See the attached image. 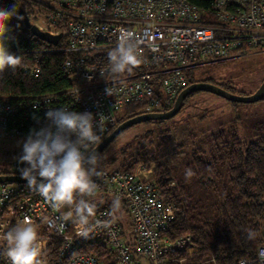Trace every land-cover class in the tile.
I'll return each mask as SVG.
<instances>
[{"label":"built area","instance_id":"2783aa9c","mask_svg":"<svg viewBox=\"0 0 264 264\" xmlns=\"http://www.w3.org/2000/svg\"><path fill=\"white\" fill-rule=\"evenodd\" d=\"M39 1L49 12L34 24L51 35L61 34L53 45L65 52L60 66L71 84L33 96H0V136L7 138H27L33 128L48 123V108H67L90 111L96 120L103 113V140L117 125L125 103L142 102L144 112L160 111L186 87L189 70L264 50V0H208L207 7L192 0ZM122 31L132 34L141 63L131 72L115 74L101 54L117 46ZM24 70L39 73L37 64ZM155 161L142 156L132 168L100 167L102 176L93 178L98 184L93 224L99 220L108 227H96L87 239L78 237L70 222L58 229L49 227L60 212H54L26 181L0 183V264H10L3 254L8 247L3 237L25 218L38 230L43 264H50L47 252L53 240L67 264H104L94 253L77 252L85 242L104 241L115 264H145L142 257L150 264H186L200 248L190 235H168L179 206L165 199L158 186ZM25 166L15 161L10 169L20 174ZM117 196L126 210L129 231L124 218L108 205ZM260 248L264 243L257 251ZM256 260L257 252L254 259L242 258L238 264ZM210 263L214 264L213 257L204 264Z\"/></svg>","mask_w":264,"mask_h":264},{"label":"trees","instance_id":"16d2710c","mask_svg":"<svg viewBox=\"0 0 264 264\" xmlns=\"http://www.w3.org/2000/svg\"><path fill=\"white\" fill-rule=\"evenodd\" d=\"M192 1L200 6H209L208 0ZM14 3L21 7L31 22L49 12L39 0H0V7L8 8ZM17 23L15 18L9 22L11 30L6 44L10 52L21 56L22 64L15 70L7 68L0 74V96L8 94L33 96L68 87L71 82L60 66V60L65 56V52L36 36L33 30L25 25L24 20L19 22L20 27H16ZM108 52L101 54V58L109 64L108 58L105 57ZM227 60L229 59L206 65H215ZM35 64L39 68L38 74L24 70V67ZM202 67L187 72L186 86L199 81H212L210 78L197 76V70ZM219 85L233 92L230 86ZM173 104L159 110H168ZM121 110L117 125L144 112L142 102L125 103ZM170 120L147 121L155 122L157 126L147 130L144 137L150 138L156 133L170 135L167 134L170 133L167 128ZM194 145L191 148V161L187 164L193 177L200 179L209 191L218 190L217 180H226V183L219 200L213 204L212 211L204 212L199 203L193 200L185 181L175 177L170 167L158 162L154 169L156 182L165 199L176 201L179 206L174 219L170 222L168 235L171 238L190 235L193 244L200 248L199 253L194 254L186 264L201 262L204 264L210 257L214 258V264H238L242 258L254 259L258 246L264 243V129L256 131L247 139L240 134L236 125H232L228 130L221 129L211 133L205 143ZM131 150L132 145L128 143L121 148L120 159L118 157L100 159L99 167H134L142 157V152L133 154L130 153ZM0 174H13V171L10 167H0ZM108 205L112 207V202ZM115 213L123 219L126 210L120 207ZM249 229L257 233L254 240L246 238ZM56 244L57 242L53 240L48 248L50 264H67V260L59 256ZM77 252L94 253L104 264H115L107 250L106 241L85 242ZM142 259L145 264H150L147 258Z\"/></svg>","mask_w":264,"mask_h":264},{"label":"clouds","instance_id":"9594fccd","mask_svg":"<svg viewBox=\"0 0 264 264\" xmlns=\"http://www.w3.org/2000/svg\"><path fill=\"white\" fill-rule=\"evenodd\" d=\"M13 18L18 22L16 27H20L19 22L25 18L16 3L8 8L0 7V74L22 64L21 56L10 52L6 44L11 30L9 22ZM136 48L132 34L122 31L117 46L107 54L111 72H131L138 66L141 61ZM106 93L111 95L108 89ZM45 116L48 123L38 130L33 128L22 142V153L17 160L26 166L19 169L21 178L54 212H60L58 217L49 221V227L58 229L70 222L78 237L90 238L96 227H108L99 220L93 224L96 211L93 198L98 191L93 178H100L103 173L99 167L100 154L91 146L101 142L105 115L100 113L99 120H96L90 111L48 108ZM186 175L190 176L191 172ZM119 208L120 198L117 196L112 201L111 210L116 212ZM63 209L67 211H61ZM256 235L249 229L246 238L254 240ZM3 238L8 245L3 254L10 264H43L38 230L30 219L25 218ZM256 264H264V248L258 249Z\"/></svg>","mask_w":264,"mask_h":264},{"label":"rangeland","instance_id":"374dc122","mask_svg":"<svg viewBox=\"0 0 264 264\" xmlns=\"http://www.w3.org/2000/svg\"><path fill=\"white\" fill-rule=\"evenodd\" d=\"M197 76L210 78L211 82L218 85L230 86L233 93L250 95L264 80V50H251L225 62L206 65L197 70ZM121 113L122 110H119L118 115ZM232 125H236L240 134L247 139L256 131L263 130L264 99L242 103L230 101L215 93L197 91L184 101L180 112L169 121L167 128L170 133L167 134L170 135L156 133L150 138H145L144 133L157 124L138 123L122 132L104 149L100 157L120 159L121 148L129 143L132 145L130 153L142 152V156L147 159H156V163L162 162L170 167L173 175L182 178L188 185L193 200L199 203L204 212H210L213 204L219 200L226 180H217L218 190L209 191L200 179L192 174L186 175L191 172L187 166L191 161V148L194 144L205 143L211 133L221 129L228 130ZM25 139L0 136V167L8 168L11 162L18 161L17 157L22 153V142ZM142 146L144 147L141 148ZM222 172L225 174L224 170ZM123 215L126 230L129 231L128 216L126 213Z\"/></svg>","mask_w":264,"mask_h":264},{"label":"water","instance_id":"95a60500","mask_svg":"<svg viewBox=\"0 0 264 264\" xmlns=\"http://www.w3.org/2000/svg\"><path fill=\"white\" fill-rule=\"evenodd\" d=\"M18 7V6H17ZM19 8V12L25 17L24 22L25 25L33 30L34 34L52 44H57L59 39L61 38V34L59 35H51L46 31H42L38 28L37 25L31 22L29 17L24 13V11ZM197 91H207L211 93L218 94L227 98L230 101L234 102H242V103H252L260 101L264 98V80L258 87V89L250 94V95H241L233 93L224 87L209 81H199L194 82L183 88L180 93L177 95L176 100L173 106L165 111H154V112H143L136 116L130 117L120 124H118L101 142L99 145L95 146V150L101 154L106 147L109 146L111 142H113L122 132H124L127 128L142 122H147L151 120H169L176 116L185 101V99L194 92ZM39 179V178H38ZM26 180L21 178L20 174H0V183L3 182H24Z\"/></svg>","mask_w":264,"mask_h":264}]
</instances>
